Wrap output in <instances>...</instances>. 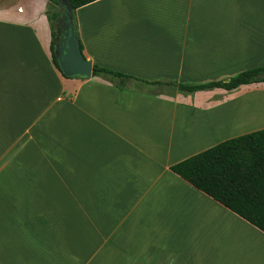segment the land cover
<instances>
[{
  "label": "crops",
  "instance_id": "crops-1",
  "mask_svg": "<svg viewBox=\"0 0 264 264\" xmlns=\"http://www.w3.org/2000/svg\"><path fill=\"white\" fill-rule=\"evenodd\" d=\"M46 8L0 0V264H264V232L170 170L263 128H243L258 111L226 105L264 82L181 93L143 81L264 65V0L78 7L83 55L138 78L121 87L56 69Z\"/></svg>",
  "mask_w": 264,
  "mask_h": 264
},
{
  "label": "trees",
  "instance_id": "trees-1",
  "mask_svg": "<svg viewBox=\"0 0 264 264\" xmlns=\"http://www.w3.org/2000/svg\"><path fill=\"white\" fill-rule=\"evenodd\" d=\"M93 1L68 0L73 17L78 7ZM59 15L58 1L47 0L51 58L61 72L56 56V21ZM78 40L82 51L79 37ZM92 76L120 87L129 79H138L96 63H92ZM143 81L175 88L181 93L214 88L233 90L241 85L264 82V65L239 71L224 79L200 83H183L175 79ZM170 170L264 232V127L218 142L172 164Z\"/></svg>",
  "mask_w": 264,
  "mask_h": 264
},
{
  "label": "water",
  "instance_id": "water-1",
  "mask_svg": "<svg viewBox=\"0 0 264 264\" xmlns=\"http://www.w3.org/2000/svg\"><path fill=\"white\" fill-rule=\"evenodd\" d=\"M60 15L56 23L63 27L61 45L56 47L59 68L68 77H90L92 61L79 48V40L72 10L68 0H57Z\"/></svg>",
  "mask_w": 264,
  "mask_h": 264
},
{
  "label": "rangeland",
  "instance_id": "rangeland-1",
  "mask_svg": "<svg viewBox=\"0 0 264 264\" xmlns=\"http://www.w3.org/2000/svg\"><path fill=\"white\" fill-rule=\"evenodd\" d=\"M63 31H64L63 27L56 24L57 34L62 36ZM252 91H254V90H244V91H241L239 93L232 94V96H233L231 98L232 101L229 102L228 105H226L227 109H232L233 107H240L243 109L246 107L244 109V112H248V111L257 112L258 111V113H256V115H254L253 117L247 118L245 120L246 122L244 121V123H248L249 121H251V122L256 121L253 125H248V126L243 127L246 129L252 128V127H264V107L262 108V110H261V108H258L257 110H253L255 108L254 106H256L257 104L258 105L264 104V93L263 92L261 94L260 93H254V92L251 93ZM258 94H260V95H258ZM234 96H235V98H234ZM233 98H234V100H233ZM246 104H248V105H246ZM248 108H250V109H248ZM246 117H248V115H246ZM68 245H70V243H68Z\"/></svg>",
  "mask_w": 264,
  "mask_h": 264
},
{
  "label": "flooded vegetation",
  "instance_id": "flooded-vegetation-1",
  "mask_svg": "<svg viewBox=\"0 0 264 264\" xmlns=\"http://www.w3.org/2000/svg\"><path fill=\"white\" fill-rule=\"evenodd\" d=\"M61 35H59V34H57V36H56V47L58 46V45H61Z\"/></svg>",
  "mask_w": 264,
  "mask_h": 264
}]
</instances>
